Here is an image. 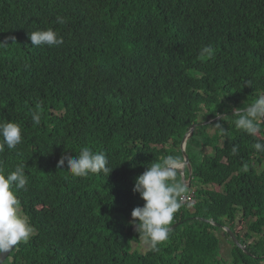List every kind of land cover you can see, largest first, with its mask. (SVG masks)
I'll list each match as a JSON object with an SVG mask.
<instances>
[{"label":"trees","instance_id":"1","mask_svg":"<svg viewBox=\"0 0 264 264\" xmlns=\"http://www.w3.org/2000/svg\"><path fill=\"white\" fill-rule=\"evenodd\" d=\"M202 1L0 0V120L22 127V143L0 153V169L25 165L29 183L18 197L36 229L3 264H219L215 232L229 240L220 225L231 226L239 212L241 224L255 220L243 239L233 231L250 254L229 240L234 264H264V187L256 189L264 172L251 175L248 163L264 162V154L252 148L259 137L228 122L235 117L223 123L227 137L212 134L223 139L222 148L205 128L194 132L202 135L197 147H212L201 162L208 170L193 171L192 186L198 185L195 197L213 217L189 215L182 207L173 220L181 225L157 251H127L130 240L143 239L128 225L132 209L143 204L132 191L135 178L166 154L181 159V139L203 108L202 120L212 121L246 102L240 85L234 100L224 101L218 91L228 73L221 34L244 41L229 52L243 74L263 72L258 64L264 56V0L201 6L209 24L201 15L190 17ZM57 16L67 22L57 24ZM47 28L57 30L63 44L31 46L27 33ZM85 32L90 39L75 43ZM205 46L213 49L211 57L202 54ZM256 85L264 91V81ZM33 111L42 113L39 125ZM82 147L108 155L115 167L107 177L80 178L57 167L62 155H78ZM188 157L193 161L189 149ZM208 184L220 192L213 194ZM251 233L258 236L247 243Z\"/></svg>","mask_w":264,"mask_h":264},{"label":"clouds","instance_id":"2","mask_svg":"<svg viewBox=\"0 0 264 264\" xmlns=\"http://www.w3.org/2000/svg\"><path fill=\"white\" fill-rule=\"evenodd\" d=\"M55 22L63 25L67 21L66 18L57 16ZM27 36L31 46L34 47H58L64 42L59 32L53 28L30 31ZM201 51L202 54L209 57L213 55V49L210 46L203 47ZM247 83L250 84V82ZM241 89H243L242 86ZM245 95L247 93H244ZM223 100L226 101L224 97ZM205 113L206 108H203L198 115L193 135L197 127H203L206 130L217 120L213 125V130L218 132L221 137H227L228 130L223 127V123L226 118L235 117L228 122L233 124L236 130L246 133L250 137H259L252 144V148L257 153L264 154V127H262L264 126V94L258 95L246 106L234 108L231 115L221 116L217 113L215 120L204 121L202 116ZM41 116L40 111H33L31 119L36 125H39ZM188 133L189 127L181 142L186 139ZM195 135L198 136L197 143L201 142L202 135L199 133ZM207 138L211 142H215L216 137L210 135ZM21 143V125L12 120H0V153H4L6 149L14 150ZM238 151V145L233 144L232 155H236ZM182 166L183 161L178 156L166 154L159 161L152 162L145 167L143 173L134 180L132 191L139 195L143 204L132 209L128 225L134 226L136 232L143 237L145 243L153 251H157V246L169 239L171 231L169 226L173 224L174 215L184 205L187 188L179 178V169ZM57 167L67 168L73 176L84 178L89 174H102L107 177L115 166L110 164L109 157L104 151L97 152L89 147H82L78 155H62L57 162ZM190 175L192 178L191 173ZM28 183L29 179L25 174L23 163L7 173L0 169V255L12 250L21 242L27 243L36 231L30 217L21 213V201L18 197L20 190L27 191ZM196 219L199 221L213 220L200 219L199 217ZM225 220L222 218V221ZM220 226L233 231L232 226ZM233 235L235 236V234Z\"/></svg>","mask_w":264,"mask_h":264},{"label":"rangeland","instance_id":"3","mask_svg":"<svg viewBox=\"0 0 264 264\" xmlns=\"http://www.w3.org/2000/svg\"><path fill=\"white\" fill-rule=\"evenodd\" d=\"M214 1L215 0H204L201 3L194 5L190 11V17H193L194 15H197V14L201 15L204 22L209 24L210 20L204 15V13L201 12V6H210ZM252 35H248L246 37L249 38V37H252ZM90 37H91L90 33L85 32L82 36L76 38L74 42L77 44H83V43H86L90 39ZM221 38H222V44L219 45V47L222 50V52L225 54V56L227 57L228 69L226 71H228V73L225 77V80H223L219 84L218 91L222 94V96L226 100H234L237 98L236 96V92L238 91L237 85L242 86L247 91V95L243 96V99L246 101L244 103V106H246L248 103L253 101L258 95L264 94V91L259 90V88L256 85L257 83L264 81V56L260 59L259 64H258L260 68L263 70V72L260 74L253 75V76L245 75L243 74L242 69L240 67V60L237 62H233L232 58L229 55L230 51L236 49L239 46L244 45V41L237 42V41L230 39L226 31H224L221 34ZM167 65H169V62H167ZM247 82H250V84H248ZM195 126H196V123L191 124L189 126V133L186 139L183 140L180 144V154H181V160L183 161V166L182 168L179 169V178L183 181V183L186 185V188H187V191L184 195L183 208L188 210L189 215H196V216L202 215V216L213 217L214 213L206 209V204H205L206 202L197 201V198L195 197V188H197L198 185L192 186L193 177L192 178L190 177V180H188L189 176H191L190 173L193 174V171L207 169L204 165L201 164V162L205 155H210L212 152L211 150L212 147L210 145H201L200 147L196 146L197 145L196 143L198 141V136L195 135L193 137V129ZM204 133H206L209 136L212 135L214 133L213 127L207 128L204 131ZM214 141L217 147L222 148L221 146L223 142L222 138L216 137ZM188 149L193 153V156H194L193 161L190 160L188 157ZM248 163L250 164V168H251L250 174L251 175H255L256 177H258L261 175V173L264 172V162L261 158H258V159L251 158L248 160ZM208 185L209 186L207 188L212 190L213 194L219 193L221 190L219 186H215L211 184H208ZM263 185H264V181H258L256 184V189L257 190L262 189L264 187ZM132 199L133 197H131L130 201ZM21 213L24 214L22 209H21ZM239 213L235 216V219L232 221L233 223H230V224L233 228V231L235 233L238 232L241 238L243 239V237L246 234H248L249 223L253 222L255 218L249 217L248 219H246V221L242 222L241 224L240 219L242 218V216ZM225 223H228V222L225 220ZM180 225H181V221L176 220V222L170 225L169 227L172 231L175 228H177V226H180ZM174 226L175 228H173ZM35 233L32 235V237L35 235ZM215 234L219 240V251H218V259H217L219 261V264H234L235 258H234V253L232 252V245H231V242H233L232 239L229 236V240H231L230 242L223 235L222 232L221 233L215 232ZM263 234H264V230L261 235ZM250 235L252 236L247 239V243L254 242V240L258 236L253 233H251ZM237 242L239 243L238 240ZM233 244L235 243L233 242ZM241 247L243 248L242 250L247 255H250L249 253L246 252L243 245H241ZM149 250H151V248L147 243H145L144 239H142L139 242H134L130 240L127 245L128 253L137 252V253L143 254V253L148 252Z\"/></svg>","mask_w":264,"mask_h":264},{"label":"water","instance_id":"4","mask_svg":"<svg viewBox=\"0 0 264 264\" xmlns=\"http://www.w3.org/2000/svg\"><path fill=\"white\" fill-rule=\"evenodd\" d=\"M188 180H190V176H189ZM175 226H176V225H175ZM175 226H174L173 228H175ZM223 229L227 232V234L230 236V238H231L232 241L236 244V246H238L239 248L243 249V248L241 247V245L237 242L235 236H234V235H233L228 229H226V228H223ZM14 249H15V247H14L12 250L8 251L7 253H5V254H3V255H0V264H2V263L5 261V259L10 255V253H11Z\"/></svg>","mask_w":264,"mask_h":264},{"label":"bare ground","instance_id":"5","mask_svg":"<svg viewBox=\"0 0 264 264\" xmlns=\"http://www.w3.org/2000/svg\"><path fill=\"white\" fill-rule=\"evenodd\" d=\"M216 226H218V225H216ZM219 227H220V226H219ZM221 228H222V227H221ZM222 231H223L224 233H227L223 228H222ZM229 231H230L232 234H234V232H233L232 230L229 229ZM7 258H8V257H7ZM7 258L5 259V261L7 260ZM5 261H4V262H5ZM4 262H3V263H4ZM3 263H2V264H3Z\"/></svg>","mask_w":264,"mask_h":264}]
</instances>
